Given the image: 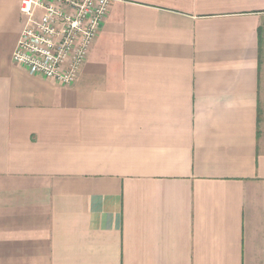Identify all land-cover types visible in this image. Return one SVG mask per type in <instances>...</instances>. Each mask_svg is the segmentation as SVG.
<instances>
[{"label": "crops", "instance_id": "1", "mask_svg": "<svg viewBox=\"0 0 264 264\" xmlns=\"http://www.w3.org/2000/svg\"><path fill=\"white\" fill-rule=\"evenodd\" d=\"M0 0V264H264V0H113L71 85L12 58Z\"/></svg>", "mask_w": 264, "mask_h": 264}, {"label": "built area", "instance_id": "2", "mask_svg": "<svg viewBox=\"0 0 264 264\" xmlns=\"http://www.w3.org/2000/svg\"><path fill=\"white\" fill-rule=\"evenodd\" d=\"M113 0H21L24 19L13 61L71 85L81 73Z\"/></svg>", "mask_w": 264, "mask_h": 264}]
</instances>
